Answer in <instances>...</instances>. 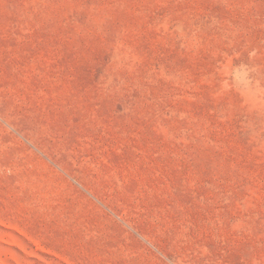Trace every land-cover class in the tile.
<instances>
[{"label": "rangeland", "instance_id": "rangeland-1", "mask_svg": "<svg viewBox=\"0 0 264 264\" xmlns=\"http://www.w3.org/2000/svg\"><path fill=\"white\" fill-rule=\"evenodd\" d=\"M0 264H264V0H0Z\"/></svg>", "mask_w": 264, "mask_h": 264}]
</instances>
